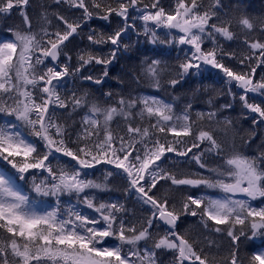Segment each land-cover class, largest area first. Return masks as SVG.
Wrapping results in <instances>:
<instances>
[{
  "label": "snow or ice",
  "instance_id": "1",
  "mask_svg": "<svg viewBox=\"0 0 264 264\" xmlns=\"http://www.w3.org/2000/svg\"><path fill=\"white\" fill-rule=\"evenodd\" d=\"M55 2L82 9L83 20L95 16L110 22L115 14L122 19L123 27L111 34L88 35L92 45L110 44L111 50L107 56L82 51L76 57L77 66L70 69L72 57L65 50V42L78 34L81 20L69 21L58 16L63 29L49 32L42 28L41 35L31 30L24 10L29 0H0V17L10 15L15 9L27 25L23 31L10 29L13 38L0 42V115L14 117V120L0 122V163L4 164L0 167V264H156L157 250L172 252V264H213L203 249H197L196 240L176 231L177 221L184 215L199 216L205 228L209 227V221L226 225V229L215 227L214 230L226 231L234 246L241 237H264V207L257 208L250 203L264 198V167L258 163L264 162V153L248 157L234 151L224 159L221 168L211 170L216 178L180 175L160 163L167 153L186 157L205 143L204 151L223 154V146L214 132L201 126L205 119L212 122L216 112L196 113L193 119L191 104L178 113L173 104L156 97L126 99L121 96L115 104L102 106L90 103L87 93L62 94L65 78H75L90 64L104 65L103 75H108L107 65L116 58L129 28V9L137 8L141 0H115V6L112 0H90V6L86 0ZM220 7V0L208 4L205 0H176L175 10L166 12L160 0H153L137 10L142 13L140 19L145 22V34L150 35L152 43L159 38L148 27L149 23L155 28L168 29V34H172V30L179 33L172 41L164 39L160 43L190 46L191 55L178 63L176 77L167 81L170 86L175 87L190 70L210 65L228 78L230 92L232 87L242 90V94L233 95H239L243 107L255 114L253 125H259L264 123V105L250 103L248 93L264 95V75L255 79L256 68L264 65V42L249 41L245 37L243 43L249 51L239 64L256 62L255 65L249 63L247 71L226 66L217 58L218 50L222 52L217 36L231 41L237 38L234 26L250 33L256 23L240 15L234 25L231 18L221 17ZM150 8L156 10L149 11ZM259 25L264 32V18L259 20ZM206 39L212 42V48L203 47ZM61 56L66 62H60ZM159 65L160 61L153 60L144 69V75L157 89L161 87ZM82 78L94 79L91 75ZM94 82L99 84L101 79L95 78ZM69 107L72 111L86 109L75 140L71 138L68 125L56 115V109ZM223 107L230 108L231 104ZM118 119L125 122L124 134L118 135L112 129ZM224 124L231 125V121ZM202 155L203 152L193 154L191 159L206 168ZM98 165L112 166L105 169V181L113 175L122 176L128 188L138 193V199L150 206V217L139 227L118 216L123 205L96 203L88 195H84L82 202L98 213V218L72 208L67 209L66 215L61 214L59 207L48 211L45 201L24 193L17 182L25 181L30 170H40L47 173L40 183L35 182V173H31L32 191L38 197H56L59 204L60 196L75 194L79 201L80 194L86 190L106 188L105 183L87 178ZM161 180L175 186L203 185L219 189L224 195L219 198L187 195L178 207L168 196H156L153 189ZM237 195L247 199H234ZM154 220L168 226L163 234L150 231ZM156 227L159 228V224ZM109 238L119 243L111 245ZM141 242H144L143 247ZM227 264H243L235 247ZM248 264H264V251L252 254Z\"/></svg>",
  "mask_w": 264,
  "mask_h": 264
},
{
  "label": "trees",
  "instance_id": "2",
  "mask_svg": "<svg viewBox=\"0 0 264 264\" xmlns=\"http://www.w3.org/2000/svg\"><path fill=\"white\" fill-rule=\"evenodd\" d=\"M115 6V0H112ZM153 0H141L137 8L129 9L128 31L123 36V41L120 50L117 52L116 58L107 65L108 75L104 76V65L90 64L75 78L72 76L66 77L61 92L64 95H71L75 92L77 95L84 93L88 94L90 103H99L100 105H112L121 97L126 99L129 97L150 96L163 100L166 103H171L175 111L181 112L186 105L191 104V116L196 119V113L216 112V117L212 122L207 119L201 122V126L210 129L218 142L223 146V154L218 155L216 152H207L204 149L207 144H201L199 149L194 148L186 157L177 156L175 153H167L166 158H162V167L169 171L180 175H188L192 178L199 176L213 178L215 173L212 169H219L224 165V159L231 155L234 151L242 153L248 157H259L264 153V123L253 125L252 117L255 114L249 112L239 100V95L234 97L233 93L242 94V90L231 87L226 83L227 77L219 69H214L210 65H202L199 70L192 69L189 74L184 76L180 83L175 87L170 86L167 81L176 77L178 63L185 60L191 55L189 45H181L176 42L160 43V40L167 39L172 41L173 36L179 35L178 32L172 30V34H168L169 30L164 28H155L151 23L148 27L157 33L158 40L156 43L151 42L150 35L145 34V22L140 19L141 11L145 4H151ZM212 0H205V4ZM89 3L90 0H86ZM221 7L218 9L221 17L225 19L231 18L235 25V20L240 15H246L253 19L256 27L252 32H247L239 28L233 27L237 33V38L231 41L217 36L219 49L217 58L229 67L239 71L244 68L247 71V65L252 63L255 65V60L245 61L244 65L239 64V60L248 54V48L243 43L245 37L249 41L260 40L264 42V32L260 30L259 20L264 18V0H220ZM160 6L164 7L166 12L175 10L176 0H160ZM31 22V30L41 34L42 28H47L49 32H55L58 29H63L62 22L58 16H63L69 21L81 20V27L78 34L66 44L65 50L72 57L70 61V69L77 66V55L82 51H93L95 53L107 56L112 48V45H92L88 40V35L111 34L118 27H123V22L120 17L113 14L110 17V22L103 23L95 16L91 19L83 20L82 9L74 8L69 3H56L55 0H29L28 5L24 9ZM155 11L156 9H148ZM46 18V19H45ZM47 21H50L48 23ZM23 17L19 11L13 10L6 17H0V38H13L11 30H26ZM123 45H127V49ZM205 49L213 47L210 40H205L203 45ZM230 55V54H233ZM153 60L160 61L161 87L159 89L153 86L152 81L144 75V69L147 64ZM60 62L64 63L65 57H60ZM91 75L93 80H85L82 77ZM264 75V65L256 68L255 79H259ZM95 78H100L101 83H95ZM111 93L112 95H107ZM250 103H258L264 105V95L261 93H248ZM231 104L230 108L223 107ZM135 111V110H134ZM86 109L81 108L72 111L68 109H56L57 118L68 125V130L71 133V138L75 140L76 133L81 130V118L85 115ZM0 119L14 120V117L5 118L0 115ZM217 121L220 123L217 124ZM224 121H231V125H225ZM112 129L116 134H124L126 125L123 120H116ZM25 134L27 130L24 129ZM187 139V138H185ZM139 147V145H137ZM203 152L202 162L207 167L201 168L195 160L191 159L193 154L199 155ZM52 163L55 165L56 161ZM264 167V162L258 161ZM0 167H4L0 163ZM10 168V166H8ZM105 165H98L94 172L89 175L88 179L96 180L98 183H105L106 188L98 191L95 197H99L101 202L115 199V203L123 205V211L118 213V216L128 224H135L137 227L140 223L148 219L151 215L150 206L143 204L138 199V194L135 189L128 188L127 181L120 175H113L104 180ZM110 169V168H108ZM35 173V182L40 183L47 173L40 170H30L26 174L25 181H17L23 192L29 194L30 197L43 200L45 203L54 202L55 197H35L32 192V175ZM216 178V177H215ZM157 197L168 196L174 201L177 206L181 200L187 195L197 196L205 191L203 185L199 187L191 186H175L171 185L170 181L161 180L153 189ZM71 196L62 195L60 201H71ZM264 200V198H263ZM209 227L205 228L199 216L191 215L181 216L177 221L176 231L188 236L190 239L197 241V249H203V252L208 255L213 264H227V258L234 247L237 249L238 258L243 264H248L252 254H254L262 245L264 238L259 237L260 241H255L254 238L246 239L241 237L240 241L234 246L231 238L227 236L226 231L216 232L215 227L226 229V225H215V222L209 221ZM154 220L153 227L150 231L155 234L160 232L163 234L165 228L159 226ZM237 229L240 227L236 226ZM143 243L141 245L143 247ZM173 253L164 250H157L156 264H172Z\"/></svg>",
  "mask_w": 264,
  "mask_h": 264
},
{
  "label": "rangeland",
  "instance_id": "3",
  "mask_svg": "<svg viewBox=\"0 0 264 264\" xmlns=\"http://www.w3.org/2000/svg\"><path fill=\"white\" fill-rule=\"evenodd\" d=\"M8 40H10V39L0 38V42H5V41H8ZM3 121H4V119H0V122H3ZM98 191H101V190L89 189V190H86L85 193L80 194V200L79 201L74 199L75 197H77L74 194V196L72 197V203H69L67 201L62 202L59 199L60 203L57 206H56L55 203H51V204H47V205L44 204V207H46V209L48 211H51V210L59 207L60 212H61L62 215H66L67 209L72 208L74 211H79L82 214L87 215L89 217H97L98 218L99 214L96 213L93 209L87 208V206L82 202L84 195H88L89 197L94 198L95 202L97 203L98 202L97 201V197H95L94 195H96ZM207 191H208V194L202 195L203 197L219 198V197H222L224 195V193L220 192L219 189H209V188H207ZM32 192H33V194L35 196H37V194L34 191H32ZM65 195L66 196H71V195H67V194H65ZM199 197H201V196H199ZM234 199H247V198L242 196V195H237L236 197H234ZM261 199L262 198H258L255 201H250V203L252 204V206L257 207V208L264 207V202H262ZM107 203H115V202L113 200H110ZM254 240L258 241V238L256 237V238H254ZM116 242H118V241L115 240V239H112V238H109V240H108V243L111 244V245H115ZM258 251H264V248H262V249H260Z\"/></svg>",
  "mask_w": 264,
  "mask_h": 264
},
{
  "label": "water",
  "instance_id": "4",
  "mask_svg": "<svg viewBox=\"0 0 264 264\" xmlns=\"http://www.w3.org/2000/svg\"><path fill=\"white\" fill-rule=\"evenodd\" d=\"M71 38H72V37H71ZM71 38H70V39H71ZM67 42H68V41H67ZM67 42H65V44H66ZM158 222H159L162 226H164V227H166V228L168 227L167 225H164L163 221H158Z\"/></svg>",
  "mask_w": 264,
  "mask_h": 264
}]
</instances>
